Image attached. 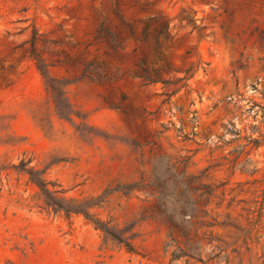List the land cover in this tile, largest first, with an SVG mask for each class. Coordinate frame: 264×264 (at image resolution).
<instances>
[{
  "label": "rangeland",
  "instance_id": "rangeland-1",
  "mask_svg": "<svg viewBox=\"0 0 264 264\" xmlns=\"http://www.w3.org/2000/svg\"><path fill=\"white\" fill-rule=\"evenodd\" d=\"M141 59L164 83L138 77ZM263 105L264 0H0V264H261L264 144L255 174L237 156L264 135ZM21 161L135 253L82 214L45 210ZM205 184L218 187L207 206ZM183 214L232 225L198 228L201 260L170 263L185 245L168 217Z\"/></svg>",
  "mask_w": 264,
  "mask_h": 264
},
{
  "label": "trees",
  "instance_id": "trees-1",
  "mask_svg": "<svg viewBox=\"0 0 264 264\" xmlns=\"http://www.w3.org/2000/svg\"><path fill=\"white\" fill-rule=\"evenodd\" d=\"M34 60L36 62L37 70L44 80L45 89L53 101L56 114L60 118L68 119L71 116L72 111L70 109V104L68 103L61 89V86L56 80L50 77L47 66L43 63V61L38 58H34ZM139 67L140 75L138 77L141 78L146 84L162 81L159 78V73L161 70L154 69L150 72L143 59L139 61ZM162 82L164 83V81ZM260 109L264 110V105L260 106ZM178 132H181V130L178 129ZM227 132L231 133L232 135H239V130H237L233 124H231V127L227 129ZM239 137L240 136L237 138ZM243 140L244 144L239 145V155L237 156V159L243 155L244 160L241 162L238 170L245 174H255L259 172L260 169L257 167V165H254L253 169H249V166L251 165L249 155L253 149H257L261 144H264V135L260 134L259 137L248 135L245 136ZM18 172L25 174L28 177L30 183L37 187L39 196L43 202L42 207L45 210L52 211L54 213L61 212L66 216L71 214H82L84 218L95 227V229L99 230L103 234L104 242L112 241L123 247L127 252L135 253V249L131 243V237H124L123 233L115 232L113 228L107 225L106 222H103L98 217H95L93 213H90L89 208L92 206L91 204L78 205L72 200H66L63 196L59 195L62 194L63 191L61 189H57V185L54 182L48 181L44 177L43 170L37 169L34 166H28L27 163L24 164L23 161H21V167L18 168ZM261 181L264 183V178ZM217 188L218 187L213 184H205L202 186V189H204L202 192V197H204V206H207L213 202L211 198L216 194ZM215 205L217 208H220L222 201L215 203ZM204 216H208V210L206 209H204ZM192 217H194V214ZM227 217H229V214H227ZM168 220L170 222L169 237L171 244H179L177 238L180 236L183 239V243L185 245V248L178 246V251L174 250L172 252L170 263L175 262L183 256H189L190 258L201 260V247L198 244V240L200 239L198 238V228L206 227L211 229L216 226L227 227L232 225V223L228 220L217 221L215 218L197 219L195 216L190 220L186 219L184 214L179 220L175 219L173 216H169ZM194 226H197L196 229H194ZM209 235H211V233ZM224 258L225 261L228 262V258ZM261 260V264H264V249L261 255Z\"/></svg>",
  "mask_w": 264,
  "mask_h": 264
}]
</instances>
